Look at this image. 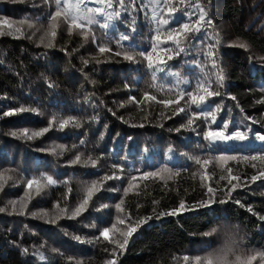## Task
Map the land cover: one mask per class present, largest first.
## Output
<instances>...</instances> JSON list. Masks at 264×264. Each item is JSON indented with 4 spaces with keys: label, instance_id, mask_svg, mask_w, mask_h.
<instances>
[{
    "label": "trees",
    "instance_id": "trees-1",
    "mask_svg": "<svg viewBox=\"0 0 264 264\" xmlns=\"http://www.w3.org/2000/svg\"><path fill=\"white\" fill-rule=\"evenodd\" d=\"M87 2L90 7L100 6L93 0ZM156 2L136 0L135 9L122 11L115 21L116 31L109 30L106 36L113 51L100 53L97 45L105 42L102 29L94 25L95 39L90 33L85 40L78 29L69 34L63 18L57 20L56 36L48 37L53 47L40 43L55 11L54 0H0V20L13 21L14 28H21V32L10 31L7 26L0 29V173L12 177L0 187V207L6 208L0 212V264H105L113 258L117 264H184V255L192 264L191 258L216 243L202 233L221 219L242 226L246 248L264 251V220L260 219L264 216V179L251 181L253 175L264 171V161L243 160L244 156L264 155V145H211L203 138L205 131L225 121H231L232 127L241 126L246 116L258 121L252 126L253 132L264 133V0H188L190 5H202L213 24L188 42L182 39L181 46L186 50L179 56L171 42L162 45L172 49L167 55H173V59L152 81V70L142 57L127 61L115 52L120 51L118 37L129 32L132 21L135 30L125 46L130 44L138 52L151 49L156 28L151 11ZM186 11L193 13V21L199 15L195 7H182L176 13L179 22H188ZM21 20L33 26L21 25ZM174 26H178L176 19L168 27ZM217 33L220 42L215 48L216 58L226 78L222 87L213 83V90L221 95L210 98L201 108L192 105L187 95L180 105L165 107L158 103L175 98L178 91H194L197 82L205 78L204 73L215 80L211 58L204 53ZM161 38H165L164 29ZM238 42L249 47L235 46ZM177 71L184 81L179 86L172 75ZM153 83L163 85L165 90L157 91L151 87ZM169 88L173 91H167ZM145 92L156 100L144 99ZM20 106L37 111L2 115ZM179 107L185 112L176 111ZM217 107L221 111L215 123L201 118L193 126L184 127L193 111ZM52 116L57 120L74 117L81 127L69 125L61 130L54 125L43 136L30 140L10 134L23 128H44ZM56 145H63L64 150L57 149L53 154L51 149ZM77 155L82 161L96 159L97 164H74ZM219 156L237 159L221 166L216 159ZM194 157L211 162L198 165ZM112 165L123 167V173L117 172L122 179L104 182L87 211L76 218L59 212L57 202L70 212L86 195L87 186L111 174ZM163 168L173 174L161 172ZM228 168L233 176L240 177L239 181L229 184ZM146 172L160 175L145 178ZM205 172L208 178L201 179ZM45 176H52L57 183L43 187L39 194L35 186L27 188V179L35 177L43 183ZM130 182L134 187L125 195ZM232 185H238L235 191H231ZM209 186L214 195L208 193ZM210 197L216 202L209 208L159 215L178 208L181 200L192 206ZM121 200L123 212L115 208ZM11 201H17L15 211ZM41 212H47L48 217L33 215ZM146 217L151 219L139 224L124 250L99 236L118 218L125 223L117 227L127 231L129 225L136 226ZM77 235L83 242L72 239ZM110 238L123 239L119 233H110ZM38 252L44 253L45 261H40ZM253 264H260L259 258Z\"/></svg>",
    "mask_w": 264,
    "mask_h": 264
},
{
    "label": "snow or ice",
    "instance_id": "snow-or-ice-1",
    "mask_svg": "<svg viewBox=\"0 0 264 264\" xmlns=\"http://www.w3.org/2000/svg\"><path fill=\"white\" fill-rule=\"evenodd\" d=\"M94 3L100 5L97 7H90L88 5L87 0H54L55 4V11L50 14L49 23L47 25V30L44 32L43 36L40 38V43L46 47H53V44L51 40H48V37L54 38L56 36V28L58 27L57 20L58 18H63L67 24H68V32L69 34L72 33L74 29L80 30V34L84 37L85 40L88 39L89 34H92V38L95 39V34L93 33V26H98L100 29L103 30L104 35L101 37L102 40H105V42L98 44V51L100 53H111L113 49L109 47V44L111 43V40H107V32L109 30L115 32V21L119 20L122 15V11L127 12L129 8L135 9L136 8V0H127V3L125 0H93ZM118 6V7H117ZM195 7L198 10V17L193 21L191 19L193 13L191 12H185L184 15L188 17V22H179V18L176 17V13L181 11V8L187 9L188 7ZM151 18L156 23L155 28V37L154 42L151 45V49L147 52L145 51H137L135 47H132L130 44L128 46H125L124 42L130 41V33L135 30L134 24L135 22L132 21L129 26V32L125 34H121L118 37L117 40V46L120 48V51L115 52V55L117 56H123L124 60L127 61H135L136 56L142 57L147 62V68L152 70L151 71V78L152 81H156L157 79V73L165 71V68L167 67L168 61L173 59V55H167L169 52L172 51V49L168 47H162V45H166L169 42L175 45V55L179 56L180 53L185 52V48L181 46V40L183 39L185 42L190 41L191 38L195 36V34L200 33L202 29H205L207 27H211L213 22L210 18H208L207 11L205 8L200 5H190L188 0H179V4L176 3V0H157L155 6L152 8L151 11ZM173 19L177 20L178 26L174 27H168ZM21 25L28 24V27H32L33 25L29 23L28 20H21L19 22ZM14 22L9 20H0V29H3L5 26L10 31L15 32H21L20 27H13ZM164 29V37L161 38V30ZM0 34H3L0 32ZM212 39L215 41L214 43H209L206 45L207 51L204 53L206 58H211V67L213 70H215V80L208 79V73H204L203 79L197 82L195 90L185 93L184 91H178L175 98L172 99H163L157 101L158 103L163 104L165 107L172 106V105H180L181 101L185 99V96L187 95L189 102L192 105H195L197 108H201V106L206 105L208 100L212 97L220 96L221 93L218 90H213V83H215L218 87L223 86V82L225 80V73L221 66L218 64V60L216 58V45L219 44V37L218 33L212 37ZM48 40L47 43L45 41ZM203 43V41H201ZM235 46H238L242 49H247L249 45L245 42H238ZM159 49V51H158ZM163 53V54H161ZM261 59H264L262 57ZM83 63L86 65L88 64V61L85 60ZM99 63V61H97ZM173 76L176 77V84L179 86L181 83H183V78L180 74V72H173ZM151 87L156 88L157 91H164L163 85H157L156 83H153ZM167 91L171 92L173 91L171 88L167 89ZM232 100H236L235 96L230 97ZM133 100H135V97H132ZM144 99L146 100H156V96L149 95L148 92L144 93ZM264 102V101H261ZM32 111L36 112L37 110L34 108H28L24 106H20L17 109H12L9 111L4 112L3 116H12L18 113ZM176 111L178 112H185L184 107H179ZM221 111L219 107H217L215 110H207V111H201V112H195L193 111L191 113V117L188 119L187 123L184 125L185 128L191 127L194 125L195 120L197 119H210L212 123H215L217 120V113ZM243 111V110H241ZM170 118V117H169ZM245 121L243 122L241 126L232 127L231 121H225L222 123L221 126H219L216 129L209 128L207 131L203 133V138L205 140L211 141V142H217V141H247L249 140L250 136H255L258 140L261 142H264V133L261 132H253L252 126L254 124H257L258 121L254 120L251 117H245ZM56 125L61 130L69 127V125L79 128L81 127V124L78 120H76L74 117H68V118H60L57 120L56 116H52L48 126L41 128L39 130H30L29 128H23L19 131H13L10 134L13 137L18 138H27V139H33L35 137L43 136L45 133L51 130V128ZM143 126V125H141ZM162 126V125H161ZM180 129H176V131H179ZM101 138H103L101 136ZM81 143H84L81 141ZM57 149H60L61 152L64 150L63 145H56L54 146L51 151L53 154L56 153ZM171 151V149H170ZM221 166H223V163L227 160H236V156H219L216 158ZM195 163L198 165H207L211 161L208 159H201L199 157H194ZM243 160L248 161H256L261 160L264 161V155H252V156H244ZM83 162L85 165L91 164L92 166H95L97 164V160L93 159L91 157H88L85 160H81V156L77 155L75 159L72 161V163L77 164ZM255 167V165H253ZM163 173L169 174L171 176L173 173H171V170L168 168H163L160 170ZM117 172L123 173V167L118 165H112V172L111 174H105L101 180L93 181L89 186L86 187L85 192L86 195L82 199L80 203H78L70 212L67 207L61 208L59 202L56 203V208L59 210V212L63 215L68 216L69 218H76L79 217L82 213L88 210L90 201L93 199V197L100 192L103 189L104 182H107L109 180H120L122 179L121 175H118ZM228 177H229V184H232L233 180L239 181V176H233L232 175V169H227ZM145 178L149 176H158L160 173L158 172H146L143 174ZM11 176H5L4 173H0V187H2L3 182H5L7 179H11ZM207 173L205 172V175L201 177V179H207ZM224 177L222 176L221 179ZM132 181H135L137 178L133 176ZM264 179V171H261L258 175H253L251 177V181L254 183L257 180ZM43 183L41 180L36 179L35 177L29 178L26 181V185L28 189H32L34 186L36 188L37 194L41 191V189L45 186L55 185L57 181L52 176H45L42 178ZM238 185H232L231 191H235L236 187ZM134 185L130 182L128 184V188L124 189V194L127 195L128 191L132 189ZM208 193H213L214 190L212 187H208L207 189ZM231 191L228 193V195H231ZM28 193H25V196H27ZM216 201L213 197H210L208 200H202L198 203V205H186L185 201L181 200L179 203L178 208L171 209L167 213H160V216L164 215H177L178 213L182 211H192L196 210L197 208H209L213 203ZM220 203H225V200L219 201ZM17 201H11L10 205L15 211ZM123 200L120 201V203H117L115 205V208L119 212H123L124 209L122 208ZM243 206V205H241ZM107 207V206H105ZM6 208L0 207V212H5ZM251 211V209H249ZM33 215H38L40 217H48L47 212H41V213H33ZM151 219V217H146L143 221L137 222L136 226L129 225L127 231H121L117 224L123 225L125 223V220L122 218L117 219V223H113L110 227H104L100 233L99 236L103 238L106 241H109L110 243L116 245V247L120 250H124L126 246L129 243V238L137 231V227L141 223L147 222V220ZM261 220H264V216L260 217ZM49 222H55V220H50ZM95 227V225H93ZM110 233H119V235L123 238L121 239H111ZM72 239L83 242L82 237L80 236H73ZM25 253H27V249L24 250ZM53 251H56L55 249ZM39 256L40 261H45L46 257L43 252L37 253ZM116 255V251L114 249L113 256ZM259 258L260 264H264V251H257L254 255H251L246 262H242V264H253L254 261H257ZM192 259V264H212L211 257H202L200 255L194 256ZM182 260L184 264H188L190 257L188 255H184L182 257ZM75 264H82V261H76ZM105 264H117L116 259H108Z\"/></svg>",
    "mask_w": 264,
    "mask_h": 264
},
{
    "label": "clouds",
    "instance_id": "clouds-1",
    "mask_svg": "<svg viewBox=\"0 0 264 264\" xmlns=\"http://www.w3.org/2000/svg\"><path fill=\"white\" fill-rule=\"evenodd\" d=\"M203 237L215 239L200 256L211 257L212 264H242L255 252L246 248V233L242 226L228 219L214 222L204 233Z\"/></svg>",
    "mask_w": 264,
    "mask_h": 264
},
{
    "label": "rangeland",
    "instance_id": "rangeland-1",
    "mask_svg": "<svg viewBox=\"0 0 264 264\" xmlns=\"http://www.w3.org/2000/svg\"><path fill=\"white\" fill-rule=\"evenodd\" d=\"M223 143V144H233V145H245V144H261L264 145V142H261L258 140L256 137L250 136L249 140L247 141H236V140H231V141H217V142H211L209 141V144H214V143Z\"/></svg>",
    "mask_w": 264,
    "mask_h": 264
}]
</instances>
